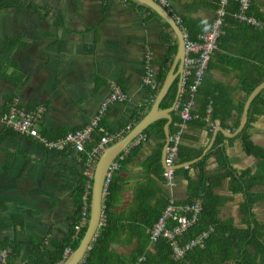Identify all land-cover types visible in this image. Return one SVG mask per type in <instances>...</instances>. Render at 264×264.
<instances>
[{
  "label": "crops",
  "instance_id": "crops-1",
  "mask_svg": "<svg viewBox=\"0 0 264 264\" xmlns=\"http://www.w3.org/2000/svg\"><path fill=\"white\" fill-rule=\"evenodd\" d=\"M2 1L6 3L0 4V47L4 50L0 64L8 78H0V119L13 101L25 109L42 107L36 129L48 139L87 124L116 83L127 97L111 104L100 122L105 132L119 136L108 147L114 145L150 111L165 76L173 71L168 85L175 83L172 101L164 97L167 88L157 105V117L112 162L117 163L113 177L121 188L111 208L120 228L110 246L117 254L114 263L128 264L136 255L145 256L137 252L151 227L145 224L155 221L168 197L185 206L194 199L203 202L206 196L210 204L216 202V219L223 226L238 230L258 224L264 247V108L255 114L252 107L258 94L264 101V87L246 109L249 94L264 81V33L250 38L243 31L248 26L230 15L234 23L217 40L204 83L211 94V113L215 110L218 116L203 119V124L191 120L181 126L177 91L182 67L176 38L146 5L137 0ZM215 6V0H169L170 14L180 19V24H174L181 34L185 33L181 23L193 29L198 26V34L202 33L215 16ZM252 6L264 16V0H253ZM263 30L264 22L258 31ZM145 66L152 70L149 82L155 88L142 81ZM162 66L165 74L159 85L153 78ZM151 90H155L153 96ZM197 107L194 102L192 109ZM177 130L179 156L190 160L175 159L174 184L167 188L161 178L162 156ZM137 139L138 144L132 146ZM81 157L71 148L47 150L0 122V246L10 243L19 248L10 264H27L34 246L40 247L48 261L61 244L76 237L70 234L78 184L85 177L92 185L94 173L85 170ZM244 173L253 176L256 183L251 190L257 198L246 219L241 213L245 189L233 181ZM202 179H207L205 190L194 196ZM71 251L64 247L62 260L56 264H62ZM235 251L225 259L217 252L209 264H240ZM244 251L262 253L253 256V264H264V249L247 246ZM178 263L159 254L148 256L146 264Z\"/></svg>",
  "mask_w": 264,
  "mask_h": 264
},
{
  "label": "built area",
  "instance_id": "built-area-1",
  "mask_svg": "<svg viewBox=\"0 0 264 264\" xmlns=\"http://www.w3.org/2000/svg\"><path fill=\"white\" fill-rule=\"evenodd\" d=\"M164 10L169 11V0H152ZM231 2L235 3V10L232 12L228 5ZM252 0H219L215 16L211 19L204 31L197 35L194 40L187 39L185 33L182 34L183 59L182 69L179 79V95L185 90L187 98L185 102L180 104L179 118L181 126L188 123L192 119H197L198 116L192 114L194 105L193 97L198 92L199 87L203 83L206 75L207 64L210 56L217 45V40L225 34L227 27L225 18L226 15H231L233 19L242 25L251 27L254 30H259L263 27V22L260 21L254 12H250ZM175 24H180V19L171 14ZM152 76V70L149 66H145L144 76L142 81L145 84H150L149 79ZM154 87L153 83L150 84ZM111 92L100 104L96 115L89 120L84 126L65 133L57 139H48L41 135L37 129V124L41 121L44 109L35 107L33 109H25L19 107L16 101L12 102L7 110L1 116L0 122L4 127L20 135L29 136L38 141L47 150L59 151L62 149L71 148L76 153H81L84 159L85 170H94L96 163L103 151L112 144L119 136L111 135L100 127V122L106 115L108 107L115 102L125 101L127 95L115 83L111 85ZM211 108L207 105L205 109V121L209 120ZM180 131L177 130L169 140L164 150L163 171L161 178L164 185L169 188L173 186V167L177 156L178 138ZM138 144V139L132 143V146ZM88 146V147H87ZM122 160L124 156H119ZM118 168L117 163L110 165L104 180V195H107V188L111 182L114 172ZM93 174V173H92ZM87 192L85 193V201L82 202V213L78 224L74 227V234H77L86 227L89 203L86 202ZM203 204L201 199H194L191 203L185 206H179L173 202L171 197H168L165 206L157 217L155 223L148 229V244L153 245L158 240H163L167 246L168 256L176 261L182 259L186 253L194 249L204 247L205 241L213 232V227L202 231L197 236L182 242L181 237L197 223L202 212ZM103 225V223H102ZM148 245V246H149ZM66 253V252H65ZM10 254L9 247L0 248V264H9L8 257ZM144 255L137 257L133 264H139L143 260Z\"/></svg>",
  "mask_w": 264,
  "mask_h": 264
},
{
  "label": "trees",
  "instance_id": "trees-1",
  "mask_svg": "<svg viewBox=\"0 0 264 264\" xmlns=\"http://www.w3.org/2000/svg\"><path fill=\"white\" fill-rule=\"evenodd\" d=\"M215 1H216V6H215V12H216L219 0H215ZM5 3L6 2H3L2 0L0 1L1 5H5ZM229 8L232 12H234L236 8L235 3L231 2L230 5H228L227 10H229ZM250 12H254V15L260 21L264 22V16L260 13H257L254 6L251 7ZM225 22H226V25L230 23H234L231 20L229 15H226ZM165 26L166 28H168L167 25ZM181 26L184 28L187 39L189 40H194L195 38H197L198 33L201 32L200 31L201 29H199L198 26H195V29H193L192 26H189L185 23H181ZM243 31L246 32L250 38L257 37V36L261 37L260 35L264 33V30L258 31V30L252 29L251 27H246V30L243 29ZM226 34L227 33H226V28H225L224 35ZM223 36H221L220 38H222ZM171 49L174 50V46H172ZM3 51L4 50L2 49V47H0V52L2 53ZM262 65L264 66V62H262ZM2 66L3 65L0 64V78L6 79L8 77L6 76V74L2 72V68H3ZM164 74H165V70L163 69V66H162L160 71L154 76L153 80L160 85V82L162 81ZM262 75H263L262 80H264V72L262 73ZM12 81L14 83H17L18 79H13ZM205 81H206V75L204 77L203 83L198 89V92L195 93L193 97L194 102L198 104V107L193 109L191 113L197 115L198 118L192 119V121L190 120L192 123L200 124L202 122L203 124L204 122L203 119L205 116V109L207 108L208 102L211 99V94L207 91L205 87L206 85L204 84ZM255 84H256L255 82L250 84L251 86L248 89L249 92L253 89ZM149 93L153 96L155 94V90L153 91L151 90L149 91ZM174 95H175V83H172L170 87L168 88L164 97L168 98L169 101H172ZM186 98H187V93L184 90L179 95V107L177 109L178 111H180V104L185 102ZM252 107H253V112L255 114L260 113V107L264 108V101L260 94H258L254 98ZM217 116L218 115L216 114L215 110H214V114H213V111L210 114V117L212 119H215ZM179 151L181 153V150L178 147L176 158H178L180 162H186L190 160V159L182 158L181 154L179 156ZM206 181L207 179H202V182L198 183V188H197V191H195L194 196H197L198 192H203L205 190L204 183ZM233 181L235 182L234 184L238 186L240 189H245L244 193L246 194L244 195H246V198L244 199L243 207L241 208L242 210L241 213L244 214L243 218L246 219L247 216H250L251 210L257 201L256 195H254L251 190V187L256 182L253 180V176H250L248 173L246 174L244 173L239 178L236 177L235 179H233ZM87 185H88V188H87ZM120 189L121 188L118 185H116V179H114L113 177L107 188L108 193L104 201L103 225L98 230L95 240L92 242V244H90L85 256L83 257L81 264H116L113 261L115 260V257L117 256V254H115V252L110 248V246L112 243L116 241L115 237L118 235L120 228L117 225L118 222L115 219H113L111 208H112V202L116 198V195L119 193ZM89 191H90V180L89 179L86 180L85 177H82L78 184V191L76 195L77 198H76V214H75L74 227L78 224V221L80 219V215L82 213V202L85 201L86 192H87L86 202L89 203ZM202 204H203V209L198 218L197 223H195L191 228L187 230V232L181 237V241L184 242V241H187L197 236L202 231L207 230L209 226H213V233L209 235L208 239L204 243L203 248L194 249L193 251L186 253L182 259L178 260L179 261L178 264H184V262H188L189 264H203V263L209 264L210 258L215 257L214 255H216L217 252H221L220 254H221L222 259L232 256L230 252L232 249L236 250L235 255H237L238 259L241 261L240 264H253L255 260L254 257L261 256L262 253L254 252L253 254H248V252L244 251V249L247 246L248 248L251 247L252 249L259 250V251L264 249L263 243H261V240H260L261 233H260V230H259L260 228L258 224L253 223L252 228L247 226V228L245 229H238V230L233 229L232 226L230 227L223 226L216 219V210H215L216 202L213 201L212 204H210L208 202V198L206 199V196H205ZM155 221L153 223H155ZM153 223L145 224V226L149 228L150 226H152ZM73 229L71 231L70 236L74 232ZM84 231H85V227L76 234V237L74 238V240H70L69 238L63 244H61L57 248L55 253H53V255L50 256L51 258L48 259V261L44 259L43 252L41 251L40 247L34 246L27 264H56L57 262L62 260V254H63L64 247L68 246L71 250H73L76 247ZM143 237H144V243L139 247L137 252H138V255L143 252L145 256L143 260L139 262V264H146L147 257L150 255L160 254L161 256H168L167 246L165 245L163 240H158V242L152 245V250L148 251L147 250V248L149 247L147 245L148 234L145 233ZM1 247L10 248V254L8 257V262L10 264L13 261V259L18 256V253H19L18 246L12 245L9 243V244H3L2 246H0V248ZM144 250H147V251H144ZM135 260H137V255L134 256L131 259V262L128 264H133ZM121 264H126V263H121Z\"/></svg>",
  "mask_w": 264,
  "mask_h": 264
},
{
  "label": "water",
  "instance_id": "water-1",
  "mask_svg": "<svg viewBox=\"0 0 264 264\" xmlns=\"http://www.w3.org/2000/svg\"><path fill=\"white\" fill-rule=\"evenodd\" d=\"M142 4L146 5L148 8L151 9L154 14L158 15L162 18L169 28L172 30L173 34L176 38V56L179 57L181 61L180 69L182 67V53H183V45L184 40L182 34L180 32L179 27L174 24L173 18L171 14L161 8L157 3L153 2L152 0H137ZM173 77V71H168L165 79L158 90V93L154 99L152 107L150 111L137 123L133 126V129L120 141L115 143L114 145L108 147L103 151L100 155L92 178V185H90V192H89V211H88V218L85 227V231L83 232L80 240L78 241L76 247L69 253L62 264H78L79 261L82 260L84 255L86 254L87 247L89 243L94 241L95 237L97 236L98 230L102 226V215H103V200H104V180L106 173L116 158V156L127 146V144L133 140L140 132L149 124L151 123L156 117V108L161 99V96L165 93L168 85L171 82V78ZM264 87V81L260 82L249 94L247 108L251 102V99ZM179 83H178V91L179 92ZM247 116V110L245 114V119ZM164 156V155H163ZM162 156V162H163Z\"/></svg>",
  "mask_w": 264,
  "mask_h": 264
}]
</instances>
